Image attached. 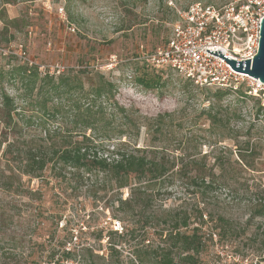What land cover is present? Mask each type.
<instances>
[{
    "label": "rangeland",
    "instance_id": "1",
    "mask_svg": "<svg viewBox=\"0 0 264 264\" xmlns=\"http://www.w3.org/2000/svg\"><path fill=\"white\" fill-rule=\"evenodd\" d=\"M233 1L0 0V73L11 96L17 98L22 92L7 75L14 66L38 67L41 76L49 71L56 77L65 73L74 78L78 71H85L80 78L86 90L92 91L102 80L115 86L114 98L107 102L112 112L116 103L128 114L166 117L168 124L165 135L156 141L158 137L142 122L140 138L133 140L137 147L155 141V146L167 148L160 158L173 167L165 183H156L148 219L136 213L124 216L118 200L128 198L127 189L106 193L86 180L70 184L54 181L55 186L44 187V221L52 230L59 222L55 239L73 237L67 248L89 242L96 246V253L108 255L113 243L120 251L114 261L139 264L135 254L148 242L153 256L162 248H173L171 241L164 243L173 230V217L189 213L192 229L200 227L202 213L205 221L219 215L228 221L205 224L203 230L212 235L206 238L197 264H264V217L252 216L255 206L264 200V109L259 107L264 108V95L252 99L230 93L214 106L216 90L185 87L186 80L174 72L144 64L171 36L179 11L194 3L221 7ZM143 74H159L163 80L159 87L148 90L137 80ZM18 104L20 108L23 105L20 100ZM62 106L66 113L56 118L51 128L68 126L66 97ZM212 107L229 118L225 127L213 129L207 116L198 117ZM170 115L175 117L173 123ZM112 144L116 145L107 143L109 147ZM193 159L214 169L213 183L195 177ZM223 176L231 181L221 183ZM32 186L38 188L40 181ZM24 209L21 199L0 190V264H26L29 244ZM16 211L13 221L4 220ZM146 219L148 225H144ZM50 235L43 231L44 238Z\"/></svg>",
    "mask_w": 264,
    "mask_h": 264
},
{
    "label": "trees",
    "instance_id": "2",
    "mask_svg": "<svg viewBox=\"0 0 264 264\" xmlns=\"http://www.w3.org/2000/svg\"><path fill=\"white\" fill-rule=\"evenodd\" d=\"M169 38L157 46L155 51L164 46ZM147 63L146 60L144 64L150 67ZM78 73L74 78L65 73L56 77L49 71L41 76L38 67H30L28 64L14 66L7 75L13 85H19L22 91L17 98L7 92L3 85L4 75L0 73V190L21 199L25 206L22 215L27 224L29 244L26 264H121L114 261V256L117 257L120 251L113 243H110L108 255H100L96 253V246L89 242L67 248L73 237L70 240L67 236L59 237L60 240L55 239L54 233L59 222L55 225L56 230H52L44 221L45 186L54 181L70 184L71 181L78 183L86 180L106 193L127 189L128 198L121 197L118 200L124 216L129 217L136 213L148 219L150 216H147V212L156 183H165L173 169L165 158H160V154L165 153L167 148L155 146V141L144 147H137L138 144L133 142L140 138L142 122L149 133L158 137L156 141H160L168 126L166 117L160 115L151 119L128 114L126 108L116 103L112 112L109 110L111 105L107 102L114 98L115 86L102 80L97 86H93L92 91L86 90L83 79L80 78V73L85 71ZM137 80L144 88L152 90L159 87L163 78L159 74H143ZM191 85L195 86L186 80L185 87ZM216 91L214 106L231 93L223 89ZM64 97L70 105L67 112V124L70 127L58 125L51 128V125L57 123L55 119L66 113L62 106ZM240 97L246 98L247 95L242 91ZM17 99L23 104L21 108ZM259 107L264 109L261 105ZM119 114H122V118L118 119ZM203 116H207L211 128L216 130L225 127V123L229 121L215 107L210 111L200 112L198 117ZM168 117L174 122L173 115ZM195 118L191 119L194 121ZM33 131L39 134H33ZM107 143L116 145L109 147ZM191 164L195 177L204 178V182L209 179V183H213L211 181L214 169L202 166L196 159ZM219 169L225 171L223 165ZM221 179L223 184L231 181L225 176ZM34 181H40L38 188L32 186ZM16 216L17 211L4 220L13 221ZM252 216L264 217V200L255 206ZM203 217L200 213L201 225L192 229L189 213L183 218L173 217V230L169 239L164 241L166 244L171 241L173 248H162L158 255L153 256L150 253L153 246H149L151 242H148L145 249L137 250L136 262L197 264L198 256L204 252L206 238L212 235L207 236L208 233L203 230L205 224L228 221L223 215L217 218L209 216L206 221ZM147 219L144 225L149 224ZM180 229L186 231L181 233ZM44 230L51 235L44 238ZM125 231L126 234L129 232L127 229ZM163 236L164 232L160 234L161 239ZM147 238L148 236L145 243L149 241ZM176 257L179 258L178 262ZM131 263L135 264L133 261Z\"/></svg>",
    "mask_w": 264,
    "mask_h": 264
},
{
    "label": "built area",
    "instance_id": "3",
    "mask_svg": "<svg viewBox=\"0 0 264 264\" xmlns=\"http://www.w3.org/2000/svg\"><path fill=\"white\" fill-rule=\"evenodd\" d=\"M264 0H235L221 7L194 3L178 12L168 42L147 57L157 71L170 70L201 90H227L262 97L264 83L234 72L226 61L206 52L219 51L234 61L258 54Z\"/></svg>",
    "mask_w": 264,
    "mask_h": 264
},
{
    "label": "water",
    "instance_id": "4",
    "mask_svg": "<svg viewBox=\"0 0 264 264\" xmlns=\"http://www.w3.org/2000/svg\"><path fill=\"white\" fill-rule=\"evenodd\" d=\"M206 52L226 61V63L234 72L242 75H248L258 80L259 82L264 83V19L261 23L258 54L254 56V59L239 62L227 58L226 56L222 55L219 51L207 50Z\"/></svg>",
    "mask_w": 264,
    "mask_h": 264
}]
</instances>
